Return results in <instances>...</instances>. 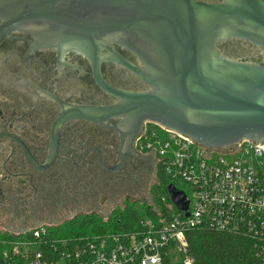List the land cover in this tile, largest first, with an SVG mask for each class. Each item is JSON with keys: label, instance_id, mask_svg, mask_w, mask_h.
<instances>
[{"label": "water", "instance_id": "95a60500", "mask_svg": "<svg viewBox=\"0 0 264 264\" xmlns=\"http://www.w3.org/2000/svg\"><path fill=\"white\" fill-rule=\"evenodd\" d=\"M146 124L206 158L264 144V0H0V216L153 204Z\"/></svg>", "mask_w": 264, "mask_h": 264}, {"label": "built area", "instance_id": "2783aa9c", "mask_svg": "<svg viewBox=\"0 0 264 264\" xmlns=\"http://www.w3.org/2000/svg\"><path fill=\"white\" fill-rule=\"evenodd\" d=\"M237 149L210 150L206 158L208 148L147 124L136 150L158 154V170L190 198L189 215L160 193L150 205L155 218L133 232L69 236L49 224L0 227V264H163L168 256L193 264L187 234L196 229L248 239L253 264H264V144L244 141Z\"/></svg>", "mask_w": 264, "mask_h": 264}, {"label": "trees", "instance_id": "16d2710c", "mask_svg": "<svg viewBox=\"0 0 264 264\" xmlns=\"http://www.w3.org/2000/svg\"><path fill=\"white\" fill-rule=\"evenodd\" d=\"M168 185L167 176L159 168L156 188L161 194L168 196ZM155 199L154 194L153 200ZM146 217L155 218L150 206H143L140 210L130 204L123 210L115 211L109 221L94 214L84 215L61 224L55 230L69 236L133 232L139 229L140 222ZM187 236L194 257L193 264H253L254 262L252 244L244 237L210 229H196L190 231ZM163 264H183V262L181 259L176 260L175 256H168Z\"/></svg>", "mask_w": 264, "mask_h": 264}, {"label": "rangeland", "instance_id": "374dc122", "mask_svg": "<svg viewBox=\"0 0 264 264\" xmlns=\"http://www.w3.org/2000/svg\"><path fill=\"white\" fill-rule=\"evenodd\" d=\"M156 184H157V182L151 184L152 198H154V194H155V196L160 195L159 190L155 186ZM181 187H183L187 192L190 193L188 188H186L185 186H181ZM108 196L105 197L106 200L104 198L101 200L102 205H103V211L102 212L80 210L79 215L73 214L70 217H69V213H63V214H60V217L57 220H54L55 221L53 223L54 228H58L61 224L66 223L67 221L72 220L74 218L84 216V215L90 216V215L94 214V215H97L99 218H103L105 221H109L111 218V215L115 211H117L119 209L123 210L124 208H126L127 205H130V204H133L136 208H138L140 210L143 206L152 205V204H149V198L137 200L132 194H128V195H122V201H116L114 210H109V197ZM153 203H154V200H153ZM160 207L165 210V213H166L168 218H170L173 215V213L164 204H160Z\"/></svg>", "mask_w": 264, "mask_h": 264}, {"label": "flooded vegetation", "instance_id": "af4514ba", "mask_svg": "<svg viewBox=\"0 0 264 264\" xmlns=\"http://www.w3.org/2000/svg\"><path fill=\"white\" fill-rule=\"evenodd\" d=\"M146 125H145V128H146ZM143 156H145V155L142 154V157ZM155 186H157V184ZM106 196H108V195H99L100 200H102L103 198L106 200V198H105ZM0 201H3L5 203L9 204L10 196H9L7 190H4L0 194ZM60 214H63V213H45V218H37V224H29V218H25L22 227L37 226V225H41V224L53 225V223L55 222L54 220H57L60 217ZM0 227H20V224L18 222L16 214L10 213V214L0 216ZM22 227H20V228H22Z\"/></svg>", "mask_w": 264, "mask_h": 264}]
</instances>
